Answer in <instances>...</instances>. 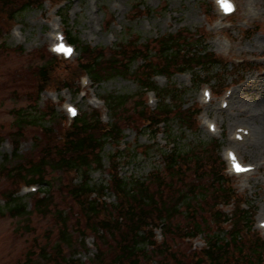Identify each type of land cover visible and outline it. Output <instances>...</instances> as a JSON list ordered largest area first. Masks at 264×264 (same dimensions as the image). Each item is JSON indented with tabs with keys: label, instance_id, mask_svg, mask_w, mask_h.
<instances>
[{
	"label": "rangeland",
	"instance_id": "374dc122",
	"mask_svg": "<svg viewBox=\"0 0 264 264\" xmlns=\"http://www.w3.org/2000/svg\"><path fill=\"white\" fill-rule=\"evenodd\" d=\"M213 2L68 0L66 8L57 6L59 0H50L41 8L16 14V18L11 10L0 11V206H5L7 195L14 194V197L21 198L28 212L20 217H0V264H57L62 258L66 260L65 264H98L94 259L97 249L111 251L113 242L110 238L104 237L99 241L94 238L86 225L83 210L68 195L67 186L80 182L79 173L55 172L48 168L44 171L43 181L50 188L46 185L27 186L26 183L32 179L26 172L28 165L37 161L45 142L40 129L42 126L26 125L18 132V113H26L30 109L43 112V127L51 128L54 133L68 129L70 121L65 120L66 105H75L79 114L100 112L102 124L108 125L113 115L97 100L98 96L108 95L127 96L123 107L127 110L126 122L119 124L123 130L122 137L117 142L104 145L102 167L88 174L91 185L108 186L109 189L112 158L119 177L126 182L139 179L147 183L154 171H161L158 174L161 177L163 174V179L168 181L162 171V156L171 150L188 152L191 149L195 154L203 152L201 155L211 152V162L218 164L225 187L243 200L241 209L250 208L253 225L249 235L264 242V230L259 227V221H264V0H236L237 12L228 18L216 13ZM137 3L152 15L145 13L137 18L132 11ZM59 27L67 38L70 33L90 49H102L106 56L117 43L131 36L147 44V41L152 43L160 36L182 30L192 39L203 34L202 45L197 50L212 52L225 63L209 71L212 78L208 83L205 82L208 75L202 70L196 71L198 83L190 73L175 72L170 80L156 76L153 79L156 87L163 89L168 86L181 91L178 105L192 122L191 128H185L181 121L171 119L166 126L161 125L154 132L153 128L147 127L145 119H137L134 113L138 105H144L147 111L154 109V96L151 93L144 95L131 77H116L108 81L103 78L102 83L92 85L81 74L77 45L75 56L69 61H62L50 52L53 36ZM140 64L136 62L133 68ZM44 65L52 67V83L46 85V90L36 98L34 90L38 70ZM68 81L69 89H63L61 83ZM205 85L212 87V98L207 104L201 96ZM76 87L82 90L78 95ZM234 93L238 94V99L234 98L230 110H223L220 103ZM157 98L159 100L158 95ZM208 122L215 124L218 132L208 131ZM235 128L247 129L252 134L251 139L235 142ZM15 143L19 144V158L12 155ZM228 149L234 150L245 165H251L255 170L239 177L230 176L225 163ZM6 172L13 174L12 179L6 176ZM31 188L37 191L32 193ZM47 196L48 199L40 206L43 209H37L38 200ZM101 200L109 206L116 202L110 191ZM196 203L191 201L190 210L180 208L181 214L172 219L171 226L176 224L179 231L184 230L190 218L195 217L199 223L201 220L209 223V234L223 237L207 212L195 213ZM215 209L231 215L233 206L219 204ZM114 216L110 213L109 217L113 219ZM223 227L229 229L227 224ZM164 230L155 229L157 244L167 245L175 253L187 254L193 250L195 241L194 247L206 243L204 234L192 240L177 238L173 241L165 236ZM65 234L70 235L69 243L63 239ZM82 241L86 249L80 248ZM147 254L151 258L150 251ZM141 264L146 263L141 261Z\"/></svg>",
	"mask_w": 264,
	"mask_h": 264
},
{
	"label": "trees",
	"instance_id": "16d2710c",
	"mask_svg": "<svg viewBox=\"0 0 264 264\" xmlns=\"http://www.w3.org/2000/svg\"><path fill=\"white\" fill-rule=\"evenodd\" d=\"M46 1L50 0H0V11L11 10L16 18L18 13L31 8H41ZM66 2L68 3V0H59L57 5ZM132 11L137 18L145 13L152 14L147 8H142L140 3L134 4ZM68 40L78 46L81 74L88 75L93 84L102 83L103 78L108 81L116 77H131L143 94L152 90L158 95L159 103L155 110L147 111L144 105H138L134 110L137 119H145L149 123L147 127L153 128L154 132L159 125L166 126L171 119L181 121L185 128H191L192 121L186 112L184 114L182 106L178 105L181 91L168 86L160 89L155 86L153 78L161 75L170 80L175 72H178L191 73L193 80H196L199 78L196 70H202L208 75L205 81H209L212 78L209 71L223 63L211 52L197 50L202 45V36L192 39L184 30L160 36L152 43L147 41V44L131 36L117 43L108 56L102 49H90L70 33ZM138 61L141 64L133 68ZM51 68L44 65L38 70L34 90L36 98L46 90V85L52 83ZM68 83L69 81L61 83L62 88L69 89ZM102 99L109 113L113 115L108 125L102 124L99 112L91 111L81 114L68 129L54 133L51 128L43 127V112L30 109L26 113H18V132L26 125L35 128L42 126L40 129L45 142L37 161L28 165L26 172L32 179L27 185H46L50 188V185L43 181L44 171L48 168L55 172L79 173L80 182L67 186L68 195L78 208L83 210L86 225L94 238L99 241L108 237L113 242L109 252H104V248L97 249L94 255L97 263L141 264L143 261L146 264H264V242L249 235L253 225L250 208L241 209L243 200L238 198L233 190L225 187L218 164L211 162V152L201 155L203 152L195 154L191 149L188 152L172 150L162 156V171L168 181L163 179V174L162 177L158 174L161 171H154L147 183L139 179L126 182L119 177L115 159L112 158L109 189L108 186L97 187L90 184L89 172L102 167L104 145L117 142L122 137L123 130L119 124L121 121L126 122L124 118L127 110L123 107L126 105L127 96L108 95ZM18 147L19 144L15 143L12 151L14 158H19ZM6 176L12 179L13 174L6 172ZM107 191L112 192L116 198L115 204L110 206L101 200ZM46 199L48 196L39 199L36 208L43 209L40 206ZM192 200L198 203L195 213L207 212L216 225L217 232L223 237L209 234V223L202 220L199 223L195 217L190 218L191 221L184 230L179 231L180 228L176 224L171 226L172 219L181 214L180 208L190 210ZM219 204L232 205L231 215L216 210ZM110 213L115 215L113 219L109 217ZM27 214L26 205L21 203V198L14 197V194L7 195L5 206H0V217L8 215L13 218ZM226 224L229 225L228 230L223 227ZM155 228H164L165 236L173 241L177 238H196L204 234L205 247L200 250L191 249L185 255L175 253L167 245L157 244ZM63 239L69 243L70 235L65 234ZM80 244L81 249H86L83 241ZM148 251L152 254L151 258L148 257ZM65 263L66 260L62 258L61 263L57 264Z\"/></svg>",
	"mask_w": 264,
	"mask_h": 264
},
{
	"label": "snow or ice",
	"instance_id": "6c2138e0",
	"mask_svg": "<svg viewBox=\"0 0 264 264\" xmlns=\"http://www.w3.org/2000/svg\"><path fill=\"white\" fill-rule=\"evenodd\" d=\"M221 4H222L223 7H225V9L230 10L231 5L228 3V0H221ZM56 50H58V51H64L66 54H70V52H71V49H67L64 46H59ZM69 111L73 115H75V110L74 109H71L70 108ZM236 167H237L238 170H243V169L240 168L239 165H236Z\"/></svg>",
	"mask_w": 264,
	"mask_h": 264
},
{
	"label": "bare ground",
	"instance_id": "6f19581e",
	"mask_svg": "<svg viewBox=\"0 0 264 264\" xmlns=\"http://www.w3.org/2000/svg\"><path fill=\"white\" fill-rule=\"evenodd\" d=\"M238 94H236V93H234L233 95H231L230 97H229V100H230V104L231 105H233V102H234V98H236V99H238ZM262 102H263V104H264V100H262ZM263 110H264V105H263ZM264 113V112H263ZM209 124H211V123H209ZM209 124L207 125V126H209ZM235 135V134H234ZM260 222H262V221H260Z\"/></svg>",
	"mask_w": 264,
	"mask_h": 264
}]
</instances>
